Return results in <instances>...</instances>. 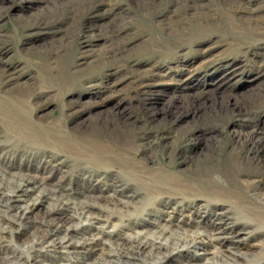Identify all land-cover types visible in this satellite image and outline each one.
<instances>
[{
  "label": "rangeland",
  "instance_id": "obj_1",
  "mask_svg": "<svg viewBox=\"0 0 264 264\" xmlns=\"http://www.w3.org/2000/svg\"><path fill=\"white\" fill-rule=\"evenodd\" d=\"M23 175L69 201L37 188L25 223L0 211V261L96 257L24 248L50 207L91 194L112 240L159 222L178 238L215 213L228 229L201 232L209 248L262 251L264 0H0V183Z\"/></svg>",
  "mask_w": 264,
  "mask_h": 264
},
{
  "label": "bare ground",
  "instance_id": "obj_2",
  "mask_svg": "<svg viewBox=\"0 0 264 264\" xmlns=\"http://www.w3.org/2000/svg\"><path fill=\"white\" fill-rule=\"evenodd\" d=\"M44 183L43 180L28 175L20 176L14 182H8L7 187L0 183L1 213L20 224L25 223L28 213L36 205L37 197L28 199L27 202L25 199L30 190L37 188L54 195L58 201H61V204L69 201L68 197L63 198V200L65 199L64 202L59 200L60 194H57L59 189H47ZM90 196L93 198L88 197L90 199L74 203L70 213L59 211V202L50 207L43 215V225L33 228L32 238L24 246L28 253L29 250L36 251L49 244L75 249L78 247L77 245L89 244L97 250L95 252L96 257L81 264H162L164 260L166 262L168 259L172 260L173 255L178 256L181 248L187 249L189 247H192L193 254L186 255L187 260L182 264H232L233 262L235 264H240V262L247 264L253 263L251 259L260 253L264 258V242L263 250L260 252L247 253L237 249L225 252L214 244V246L212 245L213 248H209V245L204 243L201 232L206 233L208 241L213 243L215 240L224 239V233L228 229V222L215 213L212 215L207 228L202 227V230L193 228V230L185 227L181 232L182 235L178 238L172 237L173 233L168 230L166 223L159 222L156 227H150L149 223L144 226L132 225L130 231L117 237V241L112 240L111 234L103 235L105 215L101 207L97 206L99 204L108 207L109 205L107 202L98 200L101 195L91 194ZM19 199H22L21 203L18 201ZM242 233L241 229H233L232 237L240 239ZM263 239L264 235L260 241ZM200 252L205 255L199 257L195 255V253L199 254ZM209 253L212 255L211 258L207 256ZM27 257L28 259L26 261L24 259L23 263L28 261V264H71L61 257L44 259V257H39L38 254L32 252ZM10 262L22 263L21 258L14 250H9L2 257L0 264H9Z\"/></svg>",
  "mask_w": 264,
  "mask_h": 264
}]
</instances>
